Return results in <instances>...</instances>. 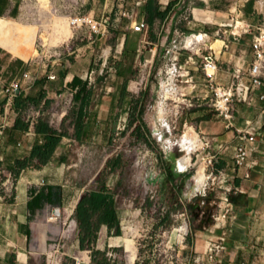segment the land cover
<instances>
[{"label": "rangeland", "instance_id": "rangeland-1", "mask_svg": "<svg viewBox=\"0 0 264 264\" xmlns=\"http://www.w3.org/2000/svg\"><path fill=\"white\" fill-rule=\"evenodd\" d=\"M49 1L50 4L48 0L46 3L50 9L39 0H23L19 17L0 20V45L19 58L36 81L50 74L57 77L44 85L47 97L39 107L30 103L22 111L24 120L43 117L67 135L53 156L49 172L52 183L65 187L63 190L69 201L106 186L116 195L123 228L122 239L111 240V245L117 246L123 240L132 262L137 254L140 256L136 264H184L176 258L179 254L182 256V244L190 234L193 239L199 232L208 236L225 188L212 178H206L199 189L193 183L200 169L209 177L216 170V164L225 158L217 148H209L202 141L208 138V124L224 121L213 106L217 98L204 69L208 47L221 37L210 33L213 29L199 26L189 32L186 22L189 18L183 16L176 24L185 31L156 49L157 40L149 27L134 31L132 26L126 27L133 22L123 23V19L118 21L120 26L104 36L88 25L70 26L71 17L88 15L93 9L98 15L104 0ZM192 1L195 4L204 2ZM257 1L215 0V4L210 1L209 5L235 14L238 21L231 20L232 28L237 25L238 29H244L248 25L249 30L256 33L255 26L264 23V0H261L263 6ZM140 6L135 9L142 15L143 7ZM248 11L261 12V15L247 16ZM32 25L36 27V36L32 33ZM207 32L210 36L200 42L192 36ZM41 35L48 37L51 46L44 43ZM192 37L194 41L188 45ZM174 45L184 51L181 68L174 65ZM191 48L194 59L186 62ZM25 51L30 56L27 59L22 56ZM64 71H68L65 80L74 75L93 85V110L98 117L89 128L92 135L83 142L75 139L74 91L70 86L61 85ZM169 81L170 90L165 93ZM39 89L32 86L28 94L35 95ZM143 97L145 100L138 112L135 107ZM190 127L203 144L192 155L187 170L181 171L178 160L185 152L178 144ZM166 160H172L176 171L190 176L180 195L166 180L162 169V162ZM16 187L13 175L0 173V190H7L12 196ZM197 207L201 210L200 216L191 221L189 210L192 212ZM56 210H60L58 217ZM71 210L50 207L47 211L50 225L44 226L41 244L36 251L30 252L32 256L28 255L27 264H69L65 258L74 250L72 246L78 236L77 229L68 222ZM44 217L41 214L39 221ZM262 240L258 241L260 245H264V237ZM125 249L107 250L97 255L96 261L106 259L107 264H130ZM0 264L16 263L10 260Z\"/></svg>", "mask_w": 264, "mask_h": 264}, {"label": "crops", "instance_id": "crops-1", "mask_svg": "<svg viewBox=\"0 0 264 264\" xmlns=\"http://www.w3.org/2000/svg\"><path fill=\"white\" fill-rule=\"evenodd\" d=\"M39 1L48 9L51 8L44 0ZM104 1L102 9L100 10L101 12L98 15L94 9L88 13L97 20L104 16L108 17L110 19V24L108 26L109 32L120 26L119 20L123 19V23L126 21L128 24L133 22L129 17L119 18L120 0ZM124 1L125 7L129 10L132 8L130 5H133L135 0ZM149 1L150 0H144L141 4L140 8L143 7V14L140 15L138 13L139 18H146L147 20L148 14L146 12V6ZM153 1L160 6L161 10H165L168 6H171L163 20L155 18L153 27L150 28L149 25L150 30L153 31L157 40L156 49L161 48L164 41L171 42L173 38L185 31L179 24H176V21H182L183 18H187L188 16L189 19L186 22L189 32L193 31V29H197L199 26L203 29H213L210 33L214 36L218 35L221 37V39L218 38L212 42L213 48L211 45L208 47V54H212L217 63V71L214 78L215 83L218 85H230L232 83L234 69L237 67H244L252 60L250 43L253 32L249 29L246 30L247 28L238 29L237 25L232 28L234 23H232L231 20L238 21V19H235L236 15L231 14L227 9L220 10L215 6L210 7V1L215 4V0H203L205 3L201 2L200 4H195L192 0ZM48 2L50 4L49 0ZM257 3L263 6V1L258 0ZM22 4L23 0H0V20L9 21L5 19L19 17L22 14ZM182 4H186V7L180 10ZM251 14L261 15V12L248 11L247 16H251ZM131 26V24L130 26L126 25V27ZM31 27L32 33L36 36V27L33 25ZM34 34L32 35L34 36ZM124 34H126V32H124ZM206 34L210 36L208 32ZM98 35H100V33H98ZM34 51L36 53L35 48ZM189 51H191V53L185 58L186 62H189V59H194L192 48ZM31 53L34 54L33 51H31ZM174 54V65L175 67L178 65V67L181 68L183 66L182 56L184 51L182 48L175 46ZM22 56H26V59L30 57L27 51H25ZM154 58L155 52L152 61H154ZM18 59L8 49L0 45V173L7 172L11 175L12 169L15 168L16 161L28 157L38 139L34 131L36 120L30 121L31 126L27 132L13 129L18 118V113L14 108L15 97L11 96L9 90L14 83L18 82L20 84V91L18 94L24 93L28 95V91H26L25 87L26 85H23L25 84L23 82V74L27 72V70L24 69L22 61ZM178 59L179 61H177ZM64 73L65 76L61 77V85L65 87L70 85L74 75L69 76L67 80H65L68 71L62 72L61 75ZM242 80L245 83L249 82V78L246 76H244ZM89 85L93 87L92 83H89ZM263 93L264 86L253 85L248 101H234V116L230 123L231 129L227 130L225 128V121L214 122L211 123V125L208 124L206 128L207 139L211 142L212 148H217L218 152L225 156L219 164H216V171L222 170L225 172L230 186L234 190V193L229 196L233 220L228 225L229 232H227L225 241L226 251L221 264H260L259 255L261 249L264 248V245H260L258 242L259 240L263 241L262 238L264 237V98L260 97ZM93 98L94 94L92 95L85 124L86 131L88 132L86 139L92 135L89 128H92L94 123L97 122L98 117V113L93 110ZM144 100L145 97L138 101L140 102L138 112ZM77 107L78 106L75 105V109ZM220 129L222 130L220 131ZM253 131L258 135L259 140L254 144L244 143V146L247 149L253 148L254 151L250 154L247 164L250 165V163H254V165H250L248 168H236L232 156L233 145L238 146L241 144L237 140V133L251 134ZM52 160L53 158L38 170L29 168L22 170L17 181L16 191L12 196L7 190H0V263L14 260L16 264H27L29 259L28 255L32 256L30 252L33 250L36 251L40 246V237L43 234V228L44 226L50 225L47 219V211H49L51 206L46 204L42 210H37L34 214H31L28 205L32 199V192L34 190L39 191L46 187H61L52 183L49 174L52 170ZM169 161L173 166L172 160ZM164 164L165 162L162 163V169L165 172L167 180ZM173 168L175 170V166H173ZM175 175L177 183L182 184L187 181L184 179L186 175H183L181 171L175 170ZM171 186L173 187V185ZM61 188L65 189L64 186ZM84 195L74 201H69L70 198L65 196V190H63L62 207L59 208H72L68 217V222L72 223L76 229L77 223L73 216L77 205ZM161 198H165L162 193ZM220 206L223 207L224 205L221 203ZM41 214H44L45 217L39 221ZM118 217L120 219L119 209ZM121 230L123 231L122 223ZM28 234H30V236H28ZM207 234L208 236H206L204 232H199V235L195 237L196 239H193L190 234L181 246V251H183L181 254L182 256L179 254L176 258L184 264H195V261H199L200 264H205L206 248L210 243L216 241L219 233L211 235L207 231ZM115 238L121 237H110L108 228L103 226L98 234V241L94 251L102 254L107 250H116L117 252V250L122 247L125 249L123 240L120 241L117 246L111 245V240ZM80 246V240L77 236L72 246L74 250L66 255L65 259L68 263L97 264L98 262L96 261V257L93 256V251L81 250ZM32 247L34 249H32ZM125 254L130 264H136L141 259L137 254L135 261L132 262L130 254L126 249Z\"/></svg>", "mask_w": 264, "mask_h": 264}, {"label": "trees", "instance_id": "trees-1", "mask_svg": "<svg viewBox=\"0 0 264 264\" xmlns=\"http://www.w3.org/2000/svg\"><path fill=\"white\" fill-rule=\"evenodd\" d=\"M184 7H186V4H182L180 10ZM170 8L171 6H168L165 10H161L158 4L150 0L146 6V12L148 14L147 20L150 28L153 27L155 18L163 20ZM61 76L64 77L65 73ZM48 80L49 79L45 77L34 83V87H40L35 95L32 93L28 95L20 93L15 96L14 108L18 113V118L14 125V130L21 132L29 131L31 123L22 118L23 108L30 103H33L36 107L40 106L47 97L44 85ZM69 86L74 91L73 101L75 105L78 106L73 112L75 118V139L79 142H83L88 135L85 124L94 90L93 87L89 85V81L83 80L77 76H74ZM45 104H49V101H45ZM139 104L140 102H137L135 108H138ZM34 131L38 139L30 155L23 160L16 161L15 168L11 171L15 182L18 181L22 170L30 166L40 168L47 164L53 158L63 138L67 137L65 133L55 129L50 125L48 120L43 117L36 120ZM164 170L167 174L168 184L173 185V190L178 194L182 193L185 183L179 184L176 182L175 170L169 160L165 161ZM189 178L190 176L187 175L184 179L186 181ZM62 197L63 189L61 187H46L39 191L34 190L28 209L31 214H34L37 210H42L46 204L54 207H62ZM189 212L191 221H194L199 218L201 210L197 207L194 208L192 212L189 210ZM73 218L77 223L81 250L93 251L94 257L101 254L95 252L94 248L98 241L100 229L103 226L108 228L110 237L122 236L116 195L106 186H100L99 189L86 193L77 205ZM28 236H30V234H28ZM97 264H107V260L103 259Z\"/></svg>", "mask_w": 264, "mask_h": 264}, {"label": "built area", "instance_id": "built-area-1", "mask_svg": "<svg viewBox=\"0 0 264 264\" xmlns=\"http://www.w3.org/2000/svg\"><path fill=\"white\" fill-rule=\"evenodd\" d=\"M144 0H135L133 2L132 8L127 9L125 7V1L120 0V17H129L132 19L133 24L132 28L134 31H143L149 27V23L146 18H139L138 12H136L137 7H139ZM180 1V0H179ZM72 25L74 28L83 27L88 25L94 32L100 33L101 35H106L109 32L108 26L110 24V19L106 16L97 20L91 15H79L72 17ZM249 26H247V29ZM206 34V33H205ZM251 51H252V60L250 63L244 67H237L233 71L232 83L230 85H218L215 83L214 78L217 71V63L212 54H207L204 57V69L206 76L212 82V89L215 92L217 98L216 103L213 105L214 108L220 112L221 117L225 121V128L231 129L230 123L232 122L234 116V101H248L250 99L251 88L253 85L264 86V23L256 27V33L252 34L251 38ZM213 64L215 67V72L213 74H208L207 67ZM246 76L249 78V82H243V77ZM49 80H56L57 77L53 74L48 76ZM23 82L26 85V91L32 88L36 82V78L31 73L25 72L23 74ZM215 83V84H214ZM139 84V83H138ZM141 85V84H140ZM138 85V86H140ZM136 87V89L138 88ZM139 89V88H138ZM223 90V95L219 97V90ZM20 91V84L18 82L14 83L9 92L12 97H15ZM261 98H264V93L260 95ZM219 100V101H218ZM237 133V132H236ZM237 140L241 143L237 147L233 148V162L236 168L249 167L253 166L254 163L247 164V160L250 157V154L254 151L253 148H246L244 143L254 144L259 140L258 135L253 131L251 134L237 133ZM202 141L205 143V146L212 148L211 142L207 138H202ZM264 141V138H263ZM212 178V181H219L222 185H225L223 188V197L220 199V204L224 206L221 207L219 204L217 214L213 219L214 225L208 230L209 234L215 235L219 233L215 242L210 243L205 251V264H221L224 254L226 251L225 241L227 232H229L228 225L233 220L232 210L229 204V196L234 193L233 188L230 186L228 178L222 170L213 171L210 173V176L207 179ZM222 222V223H221ZM221 223V224H219ZM260 264H264V248L261 249L259 255ZM195 264H200L199 261H195Z\"/></svg>", "mask_w": 264, "mask_h": 264}, {"label": "bare ground", "instance_id": "bare-ground-1", "mask_svg": "<svg viewBox=\"0 0 264 264\" xmlns=\"http://www.w3.org/2000/svg\"><path fill=\"white\" fill-rule=\"evenodd\" d=\"M44 1L46 2V0H44ZM47 5L49 6L48 2H47ZM72 20L73 19L71 17L70 20H69L70 26H72ZM192 36L195 37V39H196L197 42H200L201 40H205L208 37V35L205 34V33L192 34ZM41 37L44 39V43H46L47 46H51L50 45V42L48 40V37L46 35H41ZM193 37L188 39V41H187L188 42V45H190V43H191L192 40L194 41V38ZM172 71L170 70L171 73H172ZM207 72H208V74H213L215 72V67L213 66V64H211V65H209L207 67ZM170 86H171V83L169 81V83H166V85H165V88H166L165 93L166 92L169 93ZM163 87H164V84H163ZM222 95H223V90L221 89V90H219V97H221ZM166 97H168V95H166ZM166 110H164V111H166ZM202 144L203 143L199 139L198 134L195 133L194 129L190 127V129L187 130L185 132V134L182 136V138H181V140H180V142L178 144V146L180 145V148L185 152V155L181 159L178 160V166H179V169L181 171H186L187 170L188 166L191 163L192 155L195 152H197L198 150L201 149ZM172 146H173V148L175 147L174 144H172ZM206 178L207 177H205L204 170L203 169H200L198 171V173L193 178V183H194L195 187L198 188V189L201 188V187H203ZM55 216L56 217L60 216V210H56L55 211Z\"/></svg>", "mask_w": 264, "mask_h": 264}, {"label": "flooded vegetation", "instance_id": "flooded-vegetation-1", "mask_svg": "<svg viewBox=\"0 0 264 264\" xmlns=\"http://www.w3.org/2000/svg\"><path fill=\"white\" fill-rule=\"evenodd\" d=\"M188 181V180H187ZM187 181L185 182V184L184 185H186L187 184Z\"/></svg>", "mask_w": 264, "mask_h": 264}, {"label": "water", "instance_id": "water-1", "mask_svg": "<svg viewBox=\"0 0 264 264\" xmlns=\"http://www.w3.org/2000/svg\"><path fill=\"white\" fill-rule=\"evenodd\" d=\"M19 93V92H18ZM180 171V170H179Z\"/></svg>", "mask_w": 264, "mask_h": 264}]
</instances>
